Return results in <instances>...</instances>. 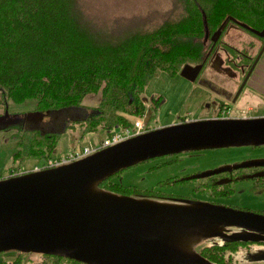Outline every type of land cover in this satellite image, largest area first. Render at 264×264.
<instances>
[{
    "label": "trees",
    "instance_id": "16d2710c",
    "mask_svg": "<svg viewBox=\"0 0 264 264\" xmlns=\"http://www.w3.org/2000/svg\"><path fill=\"white\" fill-rule=\"evenodd\" d=\"M137 2L143 5L137 14L109 17L125 10L124 0H0V130L20 127L13 152L16 158L34 156L45 164L57 152L61 134L73 127V122L79 123L83 133L131 128L134 119L146 115L145 93L152 79L176 77L185 64L202 63L211 47L214 51L222 46L228 60L253 61L264 43V37L243 27L260 42L253 55L249 51L256 47L254 41L238 49L222 40L232 28V19L262 30L264 0ZM226 19L229 21L214 44L211 36ZM95 92L101 93L97 106L81 104L87 94ZM27 98L36 99L37 110L54 114L49 125L7 121L8 100ZM162 99V94L150 98L151 114L158 110ZM63 110L71 112L62 115ZM178 118L180 122L190 120L184 116L175 122ZM218 169L208 176L198 172L192 178L170 177L154 188L122 184L112 180L113 175L98 186L118 194L166 200L182 196L167 188L184 181L194 182L193 192L214 198L232 197L234 182L243 179H250L264 191V166ZM241 247L250 248L247 242L221 240L201 246L198 252L213 263L233 264ZM71 261L85 264L47 254L34 264Z\"/></svg>",
    "mask_w": 264,
    "mask_h": 264
},
{
    "label": "water",
    "instance_id": "95a60500",
    "mask_svg": "<svg viewBox=\"0 0 264 264\" xmlns=\"http://www.w3.org/2000/svg\"><path fill=\"white\" fill-rule=\"evenodd\" d=\"M228 21L212 34L214 43ZM235 22L264 37V28ZM263 52L264 44L255 62ZM201 67L185 64L180 75L192 80ZM47 113L35 110L27 119L39 123ZM243 144H264V116L174 122L70 163L4 178L0 180V252H37L85 264H216L193 246L204 237L263 243L264 214L214 202L123 195L98 185L127 167L157 156ZM253 166H264V160L231 167ZM216 171L199 174L208 176ZM192 236L198 239L188 250L182 242Z\"/></svg>",
    "mask_w": 264,
    "mask_h": 264
},
{
    "label": "rangeland",
    "instance_id": "374dc122",
    "mask_svg": "<svg viewBox=\"0 0 264 264\" xmlns=\"http://www.w3.org/2000/svg\"><path fill=\"white\" fill-rule=\"evenodd\" d=\"M102 1V0H100ZM106 1V0H104ZM117 1V0H107ZM125 10L120 13H113L109 17H131L138 13L142 4H138L137 0H124ZM112 7V6H111ZM110 14V10L108 12ZM222 40L238 49L246 48L250 41L256 43V47L249 51L252 55L258 48L259 41L255 40L252 35L241 28H231L222 36ZM223 50V49H221ZM226 57V54H224ZM264 61V60H262ZM167 76L166 79H168ZM164 77L152 79L145 93L147 112L144 116L146 127H158L174 123L179 113H176L169 103H179L186 97L188 88L186 87L185 78L180 74L176 77H170L168 80ZM163 90V100L155 113L151 114L150 98L156 96L159 90ZM190 97H187L189 99ZM101 93L95 92L87 94L81 104L92 108L99 104ZM182 99V100H181ZM37 106L35 98H27L23 101L14 99L8 100L7 121L19 124H27L25 122L27 116L34 112ZM186 110L191 111L189 119L205 118L206 114L202 110H196L191 105H186ZM2 111V109L0 110ZM62 115L68 114L70 110L61 111ZM60 113V111H59ZM153 115V116H150ZM134 130V127H131ZM19 126H11L0 130V174L5 177L10 174L9 170H17V174L22 175L36 171L37 167L43 166V161L34 156H27L23 160L16 158L13 155L19 133ZM121 132L120 129H104L100 128L97 131L83 133L78 122H73V127H69L66 132L60 136L58 150L53 155V158L67 157L74 151H82L89 149L91 153L103 146V142L111 139L116 133ZM174 160V161H170ZM264 160V144L252 145H230L221 147H202L198 149L186 150L177 154H168L150 158L138 162L130 167L120 171L119 174H114L113 179L122 184L139 186L141 188H154L158 186L160 181L170 177L185 175H194L195 173H203L212 171L224 166H234L248 161ZM194 182L184 181L177 182L167 190L178 198L174 200L187 199L214 202L227 206H236L241 208L264 209V191L256 187L250 179H243L234 182V193L231 198L215 199L207 193L193 192ZM219 237H204L201 238L194 246V251H198L201 246L220 242ZM19 254L17 250L0 252V260L13 258ZM23 258H28L30 261L42 259L41 253L23 252ZM233 264H264V243H253L249 249L240 248L236 254V259Z\"/></svg>",
    "mask_w": 264,
    "mask_h": 264
},
{
    "label": "flooded vegetation",
    "instance_id": "af4514ba",
    "mask_svg": "<svg viewBox=\"0 0 264 264\" xmlns=\"http://www.w3.org/2000/svg\"><path fill=\"white\" fill-rule=\"evenodd\" d=\"M235 20L232 19L231 27L240 28L241 26ZM212 50L213 47L207 53L205 61L191 64L193 66L202 64V67L196 73L195 78L192 80L185 79L188 91L186 97L179 103L178 108L176 106L174 107L177 108L174 111L179 113L177 117H189L192 114L191 111L185 109L186 105H191L196 110L201 109L202 113L206 114L205 118H252L264 116V61L228 60L224 56L226 51L222 46H219L214 51ZM187 97L190 98L187 99ZM54 118V114L49 112L44 115L43 120L39 123H35L33 118H26L25 122L46 126ZM180 121L181 118H178V122ZM14 174H17V172L11 170L8 176ZM242 209L253 210L264 214V209ZM232 230L240 229L233 228ZM247 243L251 247L253 243L260 242ZM67 264L81 263L71 261Z\"/></svg>",
    "mask_w": 264,
    "mask_h": 264
},
{
    "label": "built area",
    "instance_id": "2783aa9c",
    "mask_svg": "<svg viewBox=\"0 0 264 264\" xmlns=\"http://www.w3.org/2000/svg\"><path fill=\"white\" fill-rule=\"evenodd\" d=\"M134 130H131V128H127L119 133H116L111 139L104 141L102 147H107L113 144H116L118 142H121L129 137H132L134 135L140 134L146 130L145 121L143 118H136L134 120ZM91 151L89 149L82 150V151H74L71 154H69L66 158H50L46 161L45 164H43L42 167H37L36 170L39 169H45V168H51L59 165H63L66 163H70L72 161H76L80 158H83L87 155H89ZM5 177L4 175L0 174V180ZM28 258H23L21 254H18L16 257L13 258H7L0 260V264H34L36 261H30L28 263Z\"/></svg>",
    "mask_w": 264,
    "mask_h": 264
},
{
    "label": "bare ground",
    "instance_id": "6f19581e",
    "mask_svg": "<svg viewBox=\"0 0 264 264\" xmlns=\"http://www.w3.org/2000/svg\"><path fill=\"white\" fill-rule=\"evenodd\" d=\"M93 188L96 189L97 186L94 185ZM197 239H198V237H196V236L189 237V238L183 240L182 246L184 248H187L188 250H191L192 245L197 241Z\"/></svg>",
    "mask_w": 264,
    "mask_h": 264
},
{
    "label": "crops",
    "instance_id": "0c3cea01",
    "mask_svg": "<svg viewBox=\"0 0 264 264\" xmlns=\"http://www.w3.org/2000/svg\"><path fill=\"white\" fill-rule=\"evenodd\" d=\"M166 78H167V77H164V79H166ZM168 79H169V78H168ZM168 79H166V80H168ZM162 93H163V90H162V89L159 90L158 94H162ZM162 95H164V94H162ZM181 100H182V99H181ZM182 101H183V100H182ZM182 101H181V102H182ZM181 102H180V103H181ZM168 103H169L168 106H169V107H172V108L175 109V111H176V109L178 108V105H177L178 103H177V102H176V103H170V102H168ZM175 106H176L177 108H174Z\"/></svg>",
    "mask_w": 264,
    "mask_h": 264
}]
</instances>
